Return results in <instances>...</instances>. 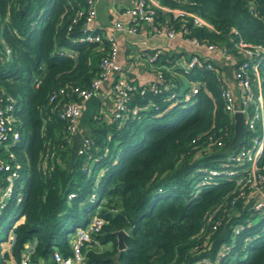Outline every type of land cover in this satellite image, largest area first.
<instances>
[{
  "label": "trees",
  "instance_id": "1",
  "mask_svg": "<svg viewBox=\"0 0 264 264\" xmlns=\"http://www.w3.org/2000/svg\"><path fill=\"white\" fill-rule=\"evenodd\" d=\"M160 2L194 11L211 25L158 9L160 21L171 18L188 38L231 46L236 28L264 48V0ZM87 7L86 0H0V44L10 48L0 53V92L13 99L19 133L15 141L0 140V158L19 163L0 212V226L13 212L3 226L0 264H9L10 256L18 261L24 244L34 240L33 262H49L55 249L68 254L70 234L95 214L104 224L84 248V264H264V209L254 208L249 187L238 196L236 180L246 164L229 160L238 147L249 146L256 130L245 128L239 146L228 148L234 117L223 107L214 69L156 64L154 73L163 79L132 95L135 114L120 120L112 111L109 117L91 111L84 132L89 141L69 165L73 136L49 96L99 76L110 42L81 39ZM182 55L160 52L156 62L166 59L170 66ZM204 55L216 65L212 54ZM259 72L264 98V53ZM194 82L199 89L188 95ZM258 163L264 166V148ZM119 229L126 232L120 250Z\"/></svg>",
  "mask_w": 264,
  "mask_h": 264
},
{
  "label": "built area",
  "instance_id": "2",
  "mask_svg": "<svg viewBox=\"0 0 264 264\" xmlns=\"http://www.w3.org/2000/svg\"><path fill=\"white\" fill-rule=\"evenodd\" d=\"M88 7L83 12L82 28L88 30L81 39L100 41L103 37L110 42L107 54L100 62L101 71L99 76L95 77L88 86L70 85L60 87L58 91L49 96V102L59 104L58 115L66 120L67 130L70 135H74L79 130V118L82 113V106L100 87L102 82L112 75V116L113 119H123L130 113L135 114L137 107H130L129 102L135 92L143 93L146 85H152L151 81H161L163 74L160 71L154 73L152 79H146L141 83L128 78L126 69L118 61V43L114 31L135 32L142 26L147 28L150 34L165 35L168 38H181L192 46V51L188 56H180L173 59L172 64H162L165 68L171 66H180L189 70L194 66L204 65L205 68L214 69L219 83V95L223 101V107L231 116L240 111L244 117V126L250 130H256L251 136L249 146L238 147L236 151L229 155V160L237 164H246L243 167L245 174L236 180L239 189L238 196L246 192V187L256 192V200L253 204L256 210L264 209V166L258 163L264 148V98L262 94V75L259 72V64L264 53V48L259 44L249 43L243 39L236 28L231 30V46L224 43L200 41L196 37H186V29L176 28L171 22V18L177 19L188 16L193 23L198 26L211 27L208 21L200 14L180 7H170L161 4L160 0H132L131 5L126 7L123 14L127 21L116 19L112 23V29H101L100 33H94L95 27L92 26L96 16V0H86ZM158 9L166 14H171V18L160 21ZM80 15L82 13H79ZM77 17L72 19L76 22ZM2 48L8 55L10 48L6 44H0V53ZM237 51V52H236ZM205 53L214 56L216 65L212 60H207ZM159 52H148L146 54L149 63H155ZM203 54V55H202ZM230 65L231 78L228 77L226 66ZM157 66V65H156ZM155 66V67H156ZM225 81V82H224ZM200 82L192 83L188 95L198 91ZM0 140L8 138L15 141L19 138V133L13 128V99L10 95L3 96L0 92ZM75 95L77 99L68 97ZM89 139L85 133H82V142L78 153L83 152V145L87 144ZM10 157H14L10 153ZM19 163L12 164L0 158V172L6 173L0 186V212L5 206L7 199L11 196L13 181L17 177V168ZM216 173L215 170L212 171ZM234 173L233 170L229 171ZM20 199V193L17 196ZM103 217L95 214L85 226L77 227L71 240V250L68 254H63L55 249L50 257V261L41 264H84L86 248L93 240L102 225ZM215 228V226H213ZM238 229H236L237 231ZM36 241L27 242L21 250L18 261H12L9 264H38L31 260V254L35 248Z\"/></svg>",
  "mask_w": 264,
  "mask_h": 264
},
{
  "label": "crops",
  "instance_id": "3",
  "mask_svg": "<svg viewBox=\"0 0 264 264\" xmlns=\"http://www.w3.org/2000/svg\"><path fill=\"white\" fill-rule=\"evenodd\" d=\"M131 3L132 0H96V16L92 26L114 31L112 29L113 21L116 19L127 21L123 11ZM114 33L119 48L118 61L126 69L128 78L138 83L146 79H152L156 64L162 65L167 62L165 59V62L162 63L163 61L160 58L156 63H149L146 58L148 52L158 51L160 53L169 51L183 53L184 55L182 56L185 57L192 51V46L187 41L181 38L172 39L165 35L150 34L144 26L135 32L121 30L114 31ZM113 77L115 75L104 80L96 92L83 103L78 124L81 133H84L88 128L86 119L91 111L98 109L101 114L106 111V117L110 116L113 102ZM252 194L255 197L257 195L255 191H252ZM10 238L12 239L13 235ZM8 261L9 263L14 261L12 256L8 258Z\"/></svg>",
  "mask_w": 264,
  "mask_h": 264
},
{
  "label": "water",
  "instance_id": "4",
  "mask_svg": "<svg viewBox=\"0 0 264 264\" xmlns=\"http://www.w3.org/2000/svg\"><path fill=\"white\" fill-rule=\"evenodd\" d=\"M226 72L229 78H231V72H230V65L226 66ZM234 117V132L233 135L228 143V148H235L239 146L242 137L244 135V117L242 112L237 111L233 115ZM82 142V133L81 132H76L73 135V141H72V146H71V159L69 162V165L71 166L73 164L74 159L76 158L78 154V149L81 145ZM114 234L116 235L117 239V248L123 249L125 247L124 243V236L126 235V232L123 229H119L114 231ZM18 249L16 248L15 253H18Z\"/></svg>",
  "mask_w": 264,
  "mask_h": 264
},
{
  "label": "rangeland",
  "instance_id": "5",
  "mask_svg": "<svg viewBox=\"0 0 264 264\" xmlns=\"http://www.w3.org/2000/svg\"><path fill=\"white\" fill-rule=\"evenodd\" d=\"M102 114H104V116L106 117V111H103V113ZM12 214H13V212L12 211H10L9 213H8V215L3 219V221H2V225L0 226V238H3L4 236H5V232H4V230H3V226H5L6 224H7V222L9 221V219L11 218V216H12ZM259 217L260 216H257L256 218H255V220H258L259 219ZM12 234H13V231L11 230L10 232H9V237H11L12 236ZM73 234L71 233L70 234V236H72ZM9 240V239H8ZM5 245V246H4ZM2 246H4V247H6V249L9 247V241L8 242H4L3 244H2ZM107 246H109V244L108 245H105V246H103V247H107ZM99 248H100V246H99Z\"/></svg>",
  "mask_w": 264,
  "mask_h": 264
}]
</instances>
